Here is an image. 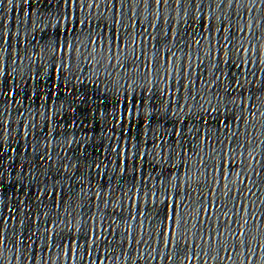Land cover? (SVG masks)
Instances as JSON below:
<instances>
[{
    "label": "snow or ice",
    "instance_id": "1",
    "mask_svg": "<svg viewBox=\"0 0 264 264\" xmlns=\"http://www.w3.org/2000/svg\"><path fill=\"white\" fill-rule=\"evenodd\" d=\"M45 2H47V0H45ZM60 2L62 4L68 5L71 8V6L73 4L80 3V0H60ZM162 2L163 3H167V0H156V3L157 4H160ZM145 3L147 4V0H145ZM178 3H179V0H178ZM87 6L89 8L92 7L91 4H88ZM78 23L81 24V25H84L85 24V21L83 19H80V20H78ZM114 38L117 39V40H119L121 43L123 42L122 41V38L119 37V35H116ZM64 47H66L68 49H71L73 47V45L71 43H66L64 45ZM58 71H59V68H58ZM0 72H2V69H0ZM127 115L129 117H132V116H138V115H140V113H139V110L138 109H133V108L129 107L127 109ZM121 118H123V117H121ZM146 120H147V117H144V121H146ZM143 158H144V154L141 153V159H143ZM97 167H99V165H97ZM125 167H126V162H122L121 170L123 171ZM163 182L164 181H161V183H163ZM144 195L145 196L151 195V196L154 197L156 195V193L154 191L149 190L148 192H145ZM137 214L139 215V214H142V213L141 212H138ZM165 218L167 220L171 221L173 224H176V223L179 222V210H178L177 206L175 205V202L174 201L169 206L168 211L165 213ZM68 251H69V253H73V250L71 248Z\"/></svg>",
    "mask_w": 264,
    "mask_h": 264
}]
</instances>
